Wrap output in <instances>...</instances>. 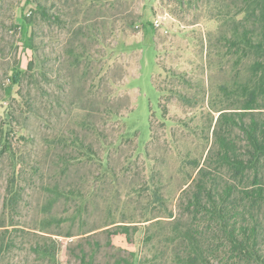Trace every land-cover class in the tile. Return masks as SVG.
<instances>
[{"label": "rangeland", "instance_id": "obj_1", "mask_svg": "<svg viewBox=\"0 0 264 264\" xmlns=\"http://www.w3.org/2000/svg\"><path fill=\"white\" fill-rule=\"evenodd\" d=\"M103 1L107 4L102 10L103 41L90 48L95 63L87 77L79 73L72 78L64 64L67 30L57 23L42 26L39 19L33 28L39 55L18 51L20 34L13 26L20 22L26 0H0V126L7 112H20V89H12V97L8 94L13 64L21 60L27 69L34 59L36 67L45 64L49 74V80L37 78L38 88L30 79L25 81L22 94L38 116L23 117L25 130L16 132L17 151L23 152L20 170L29 163L30 154L31 161L40 159L32 151L40 147L36 142L45 139L53 143L60 136L74 156L93 150L73 167L74 177L60 187L61 197L48 190L53 189L48 181L33 183L31 171L23 169L17 189L24 201L12 214L4 212L11 164L7 158L0 160V222L6 219L10 226L12 217L18 228L13 235L19 238L10 264L25 261L28 252L22 253L20 241L33 242L44 218L51 222L48 230L81 234L122 218L137 222L163 216L165 207L176 211L193 173L192 162L201 160L207 149L216 116L210 102L231 76L228 66L221 69L217 54L218 24L208 21L202 8L184 12L177 0ZM96 14V10L90 13ZM141 16L153 22L159 18L163 26L147 36L129 26ZM57 65H63L61 83L55 81ZM98 71L102 79L96 76ZM72 102L83 105V115L69 110ZM152 188L158 189L157 205ZM54 238L63 244L55 264H69L70 239ZM117 244L124 247L122 240ZM29 258L33 262L34 257Z\"/></svg>", "mask_w": 264, "mask_h": 264}, {"label": "trees", "instance_id": "obj_2", "mask_svg": "<svg viewBox=\"0 0 264 264\" xmlns=\"http://www.w3.org/2000/svg\"><path fill=\"white\" fill-rule=\"evenodd\" d=\"M177 1L184 12L185 8L204 9L208 21L218 24L217 54L221 69L228 66L231 74L210 102L216 116L207 136L208 146L203 158L192 162L193 173L188 175L177 212L165 207L163 216H147L137 222L122 218L81 234L48 230L51 222L44 218L33 242L20 241V250L28 256L19 264H55L63 244L54 236L70 239L66 247L69 264H264V0ZM106 5L103 0H26L24 14L13 26L20 34L16 48L39 55L35 23L39 19L42 26L57 23L67 30L68 58L64 64L69 65L68 76L81 73L85 78L96 60L90 48L103 41L102 10ZM94 10L97 14L90 15ZM129 26L151 37L157 31L147 16ZM63 65L55 69L56 83H61ZM96 76L103 77L100 71ZM38 77L49 80L45 64L38 69L32 59L27 69L21 60L16 61L8 78L9 96L18 87L22 101L18 103L20 112L12 105L0 126V160L7 158L11 164L5 213H15L24 201L17 189L23 169L31 171L33 183L46 180L53 186L48 190L61 197L60 187L74 177L73 167L93 151L85 148L87 152L74 156L60 136L53 143L45 139L34 142L40 147L32 153L40 159L31 161L30 154L29 163L20 170L23 152L17 151L15 135L25 130L23 117L38 116L22 91L27 79L38 88ZM82 106L72 102L69 110L81 116ZM151 190L157 205L161 202L158 189ZM12 219L10 226L6 219L0 222V264H10L14 259L10 254L19 238L13 235L18 228ZM118 239L124 247L117 244ZM30 255L34 257L31 263Z\"/></svg>", "mask_w": 264, "mask_h": 264}, {"label": "built area", "instance_id": "obj_3", "mask_svg": "<svg viewBox=\"0 0 264 264\" xmlns=\"http://www.w3.org/2000/svg\"><path fill=\"white\" fill-rule=\"evenodd\" d=\"M154 26L158 29V28H161L162 26H163V22H162V20L161 19H159V18H156L155 20H154Z\"/></svg>", "mask_w": 264, "mask_h": 264}]
</instances>
